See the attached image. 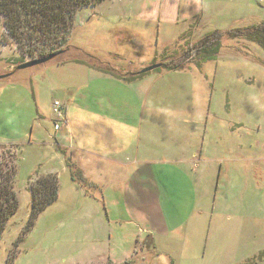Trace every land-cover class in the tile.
Segmentation results:
<instances>
[{"label": "rangeland", "instance_id": "374dc122", "mask_svg": "<svg viewBox=\"0 0 264 264\" xmlns=\"http://www.w3.org/2000/svg\"><path fill=\"white\" fill-rule=\"evenodd\" d=\"M188 1L178 27L122 19L121 25L140 28L135 37L139 50L125 41L126 37L114 43V34L108 33L113 19L107 13L131 0H106L102 9H80L70 44L84 47L88 54L100 57L99 61L71 49L47 63L13 73L12 59L20 52L15 44L6 47L0 41V70H5L1 75H8L0 78V144L17 147L15 185L20 202L0 242V264H251L246 262L264 254V50L254 42L224 39L217 59L204 63L201 69L193 63L195 59L184 56L193 43L211 31L247 26L250 18L245 14L255 11L251 9L253 0ZM181 25H185L184 31L194 29L189 46L179 40ZM3 33L0 25V40ZM75 58L125 78L155 63L182 65L183 71L194 70L197 77L183 73L167 80L187 85L194 79L206 86L209 115L203 113L198 132L207 130V154L217 146L223 161L220 171L217 164L215 176L205 182L208 195L198 201L203 213L199 208L195 213L185 209L182 220L192 212L186 234L170 240L157 238L153 247L148 238L143 244L147 248L135 254L137 236L142 239L146 234L134 225L115 222L101 209L94 222L50 209L40 213L32 230L18 242L31 211V175L53 170L63 194L82 192L80 185L72 183L67 169L63 175L56 159V152L62 154L56 144L58 135L65 129L62 125L55 131L53 112V102H63L60 84L73 75L68 65L59 62ZM30 60L26 58V62ZM87 190L93 191L91 183ZM192 201L184 198L183 204ZM258 262L264 264V257Z\"/></svg>", "mask_w": 264, "mask_h": 264}, {"label": "crops", "instance_id": "0c3cea01", "mask_svg": "<svg viewBox=\"0 0 264 264\" xmlns=\"http://www.w3.org/2000/svg\"><path fill=\"white\" fill-rule=\"evenodd\" d=\"M105 1L92 8L102 9ZM188 3V0H131L116 5L107 13L113 19L108 33L114 34V43L124 37H137L140 28L121 25L122 19L136 18L140 23L157 27H178ZM251 7L255 11L245 14L250 18L247 25L264 22V0H253ZM185 25L178 32L184 33ZM74 33L73 28L70 46ZM77 48L88 53L84 47ZM59 63L68 65L73 75L66 76L67 80L60 84L68 122L56 144L60 153L64 150L71 157L93 185V191L74 182L70 175L72 183L80 185L82 192L76 196L63 194L59 179L58 199L44 212L58 209L77 214L74 218L94 222L99 209L104 210L107 218L125 221L146 234L142 239L137 236L135 254L143 251L148 238L153 247L156 240L186 234L192 212L199 208L198 212L203 213L198 201L208 195L209 190L204 188L206 180L215 176L217 164L220 171L223 161L217 146L207 154V130L198 132L199 124L203 123L199 120L209 115L206 86L194 79L187 85L179 80L169 81L183 73L195 78L194 70L150 72L126 82L85 64L70 60ZM14 66L12 63L10 71ZM3 73L5 70H0V75ZM56 159L65 175L68 170L65 156L56 152ZM47 173L55 171L41 174ZM184 198L193 201L184 205ZM186 208L191 209V216L182 220Z\"/></svg>", "mask_w": 264, "mask_h": 264}, {"label": "trees", "instance_id": "16d2710c", "mask_svg": "<svg viewBox=\"0 0 264 264\" xmlns=\"http://www.w3.org/2000/svg\"><path fill=\"white\" fill-rule=\"evenodd\" d=\"M103 1L105 0H0V25L4 28L0 41L3 45L15 44L17 51L20 52L19 57L12 59V63L15 65L13 73L17 71V66L26 62V58L33 60L54 53L59 55L71 49L83 53L90 59L99 61L98 58L85 53L80 48L70 46L68 41L78 11L87 7H95ZM193 33L194 29H189L182 33L179 40L183 41L184 45L189 46L191 42L188 41L191 40ZM224 39L254 42L264 50V22H255L225 32L211 31L202 39L193 43L189 47L187 55L184 56L192 60L195 59L193 63L201 69L204 63L217 59L223 47ZM124 40L130 42L136 49L140 47V43L135 38L127 37ZM70 61L94 67L105 73L115 75L126 82L140 79L150 73L138 72L133 73L129 78H125L104 69L96 63L76 58ZM183 69L182 65L162 63V66L156 68L155 71H180ZM62 154L65 156V164L70 172L71 179L87 189L90 185L88 180L77 169L66 151L63 150ZM17 158L16 146L0 144V242L8 222L19 208V196L15 185L18 171ZM28 191L31 195V211L18 239L19 243L35 226L40 213L58 199V174H39V172H36L28 179ZM18 246L19 244H17V248ZM263 257L264 254L261 253L259 257L250 259L246 263L258 264V261L262 262Z\"/></svg>", "mask_w": 264, "mask_h": 264}, {"label": "water", "instance_id": "95a60500", "mask_svg": "<svg viewBox=\"0 0 264 264\" xmlns=\"http://www.w3.org/2000/svg\"><path fill=\"white\" fill-rule=\"evenodd\" d=\"M57 56V54H50L49 56H46V57H43V58H38V59H33V60H30V61H27V62H24L22 64H20L19 66H17V70H23V69H27V68H30V67H34V66H37V65H41V64H44V63H47L51 60H53L55 57ZM162 64L161 63H155V64H152L148 67H145L143 68L140 72L141 73H146V72H151L153 70H155L156 68H159L161 67ZM8 75H0V78H3V77H6Z\"/></svg>", "mask_w": 264, "mask_h": 264}, {"label": "built area", "instance_id": "2783aa9c", "mask_svg": "<svg viewBox=\"0 0 264 264\" xmlns=\"http://www.w3.org/2000/svg\"><path fill=\"white\" fill-rule=\"evenodd\" d=\"M53 112L56 116V120L54 122V129L58 131L61 129L62 125L67 124V114H66V106L60 101L53 102Z\"/></svg>", "mask_w": 264, "mask_h": 264}]
</instances>
